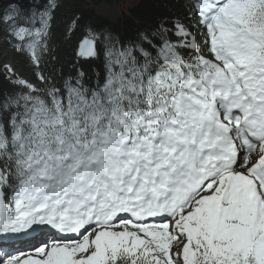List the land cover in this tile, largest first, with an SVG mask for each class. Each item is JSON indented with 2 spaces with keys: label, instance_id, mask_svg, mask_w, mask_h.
Wrapping results in <instances>:
<instances>
[{
  "label": "snow or ice",
  "instance_id": "obj_1",
  "mask_svg": "<svg viewBox=\"0 0 264 264\" xmlns=\"http://www.w3.org/2000/svg\"><path fill=\"white\" fill-rule=\"evenodd\" d=\"M171 2L86 25L95 78L48 71L60 0L0 7V264H264V0Z\"/></svg>",
  "mask_w": 264,
  "mask_h": 264
},
{
  "label": "trees",
  "instance_id": "obj_2",
  "mask_svg": "<svg viewBox=\"0 0 264 264\" xmlns=\"http://www.w3.org/2000/svg\"><path fill=\"white\" fill-rule=\"evenodd\" d=\"M5 4L6 0H0V7ZM107 9L117 15L111 19L105 18L104 12ZM169 10H176L171 0H60V8L53 26L54 60L48 71L58 77H66L82 70L88 77L95 78L96 73L103 72V57L85 59L77 55L78 44L86 25L115 27L117 34L127 39L133 36L137 29L144 31L147 27L154 26L161 17L169 14ZM77 16L81 17L78 27L73 24V19ZM28 69L31 72V69ZM2 71L0 61V72ZM3 88H7V84L0 76V89Z\"/></svg>",
  "mask_w": 264,
  "mask_h": 264
},
{
  "label": "rangeland",
  "instance_id": "obj_3",
  "mask_svg": "<svg viewBox=\"0 0 264 264\" xmlns=\"http://www.w3.org/2000/svg\"><path fill=\"white\" fill-rule=\"evenodd\" d=\"M104 13H105L104 17L107 19L114 18V16H115V13L108 10V9ZM14 54L15 53H13L10 48L0 46V61L2 63V66L5 64H9V63H17V64L22 65L23 63L20 62V60H19L20 58L17 57V59H18L17 60L16 57H14ZM24 72L26 75L31 73L27 67L24 68Z\"/></svg>",
  "mask_w": 264,
  "mask_h": 264
},
{
  "label": "water",
  "instance_id": "obj_4",
  "mask_svg": "<svg viewBox=\"0 0 264 264\" xmlns=\"http://www.w3.org/2000/svg\"><path fill=\"white\" fill-rule=\"evenodd\" d=\"M80 43V42H79ZM79 45V44H78ZM77 55L79 56V47L77 48ZM80 57V56H79ZM85 59H88L87 57H83Z\"/></svg>",
  "mask_w": 264,
  "mask_h": 264
},
{
  "label": "bare ground",
  "instance_id": "obj_5",
  "mask_svg": "<svg viewBox=\"0 0 264 264\" xmlns=\"http://www.w3.org/2000/svg\"><path fill=\"white\" fill-rule=\"evenodd\" d=\"M81 58H83V57H81Z\"/></svg>",
  "mask_w": 264,
  "mask_h": 264
}]
</instances>
